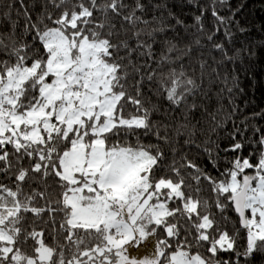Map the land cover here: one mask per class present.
<instances>
[{
    "label": "snow or ice",
    "instance_id": "1",
    "mask_svg": "<svg viewBox=\"0 0 264 264\" xmlns=\"http://www.w3.org/2000/svg\"><path fill=\"white\" fill-rule=\"evenodd\" d=\"M36 2L42 11L33 21L25 9L24 31H35L33 43L39 40L43 55L17 37L15 25L9 33H0V51L14 58V62L0 60V162L4 163L0 172L16 178L15 188L0 184V264H241L239 259L221 260V252L234 253V257L243 258V264H251L254 255H264V135L254 142L261 146L259 150L248 158L237 156L228 161L231 168L219 173V177L214 178L190 161L177 167L175 156L165 168V175L158 177L157 172L164 167L162 148L159 143L144 144L136 132L142 129L143 135H155L173 152L179 143L177 138L184 136V144L202 148L218 170L217 141L209 135L201 143L196 142L197 133L205 131L203 126L197 127L201 121L194 122L193 116L200 107L195 97L203 90L179 62L191 56L193 46L197 50L202 47L201 36L213 41L212 47L221 53L223 61L224 45L213 37L218 28L233 23L219 15L228 0H208L200 5L201 15L195 17L196 32L191 43L183 46L178 28L188 35L190 26L171 11L170 0H147L146 4L135 0L124 19L133 27L143 25L134 34L136 49H130L126 41L113 44L110 39L118 33L108 14L121 15V9L127 7L123 0H89L90 6L84 0ZM186 2L198 4L199 0ZM19 3L23 7L24 0ZM49 5L61 9L59 16L53 18ZM209 6L214 21L211 31L202 20ZM93 11L103 18L99 23L90 19ZM149 11L151 19L147 18ZM4 15L9 18L8 13ZM94 23V27H87ZM169 32L172 36L167 35ZM231 34L230 28L224 32L225 36ZM157 43L162 45L157 68L144 74L133 64L132 72L141 78L132 84L128 79L131 73L117 59L120 49L143 50L141 55L152 58L153 45ZM28 49H32L31 54ZM165 66L167 72L163 70ZM207 67L205 61L200 62L201 76ZM145 80L155 81L156 92L164 95L170 105L181 108L179 119L173 117L168 124L151 119L153 109L139 98ZM221 83L229 81L225 77ZM231 84L223 91L235 96L233 88L239 90L235 77ZM129 87L136 89L135 96L129 93ZM128 104L135 112L127 110ZM234 105L231 100L228 106L218 104L211 112L204 106L202 116L209 121V133H216L228 122L235 124L239 109ZM254 115L264 118V113ZM259 131L257 127L254 134ZM129 136H136L134 144ZM7 145L12 146L11 153L5 150ZM241 148L236 143L231 150ZM253 154L257 156L256 164L250 162ZM25 157L35 161L30 168L20 164ZM183 160L185 156L181 155ZM181 168H194L192 179L197 184L201 177L211 183L221 220L225 219V209L234 206L241 230H246L243 251L236 248L239 230L230 236L220 222L210 218L208 200L186 193L185 189L192 185L185 183ZM246 169H254V174H245ZM168 171L174 172L176 179L169 177ZM30 172L39 176L30 177ZM49 177L59 189V198H54L55 191L48 192L52 187L46 184ZM28 180L44 182L45 191L25 192ZM38 198L45 204L38 205ZM177 201L182 207L169 206ZM249 210L250 217L246 215ZM45 212L53 223L51 244L46 242L44 231L35 227L38 222H48L43 219ZM53 213L61 214L59 229L55 228ZM29 219L32 224L25 226ZM184 219L195 233L186 230L179 239L178 225ZM214 224L213 232H207ZM61 235L64 243L59 239ZM147 244L153 248L149 255L137 258L129 254L131 249Z\"/></svg>",
    "mask_w": 264,
    "mask_h": 264
},
{
    "label": "trees",
    "instance_id": "2",
    "mask_svg": "<svg viewBox=\"0 0 264 264\" xmlns=\"http://www.w3.org/2000/svg\"><path fill=\"white\" fill-rule=\"evenodd\" d=\"M100 2V0H98ZM127 5L126 8L121 9V15H115L109 12V17L111 23L115 26V31L118 33L116 36L110 37L113 44H120L121 42L126 41L130 49H136V39L135 31L139 28H142L143 25H136L133 27L124 19V16H127L128 13L134 8L135 0H123ZM143 3H147V0H142ZM73 3H77V0H73ZM86 6H90L89 0H84ZM208 0H199L198 4L187 3L186 0H170V9L173 13L176 14L185 24L189 25V33L185 35L182 29L178 28V31H181L183 36L184 43H191L193 38L192 34L196 32L194 27L196 20L195 17L201 15L200 5L207 4ZM69 9L71 6H68ZM27 9L32 20L36 19L38 13L42 11V8L36 0H24L23 7L19 3V0H0V33L7 34L9 33L13 26L15 25V33L17 37L24 42L32 44L33 48L39 50V55L44 54V49L40 44L39 40H36L33 43V36H35V31L26 33L25 21H24V11ZM79 11V8L76 9ZM61 9H53L49 5V12L53 15V18L59 16ZM5 13L9 14V18H5ZM137 15H141L137 12ZM219 15L228 17L233 20L232 24L227 25L223 29H217L216 35L213 37L215 42L224 45V55L223 61L221 53L212 47L213 41H209L206 37L201 36L202 47L197 50L193 46V52L191 56L185 57L183 63L187 74L192 78L196 79L197 83L200 84L202 92L198 93L195 97L198 105L200 107L193 113L194 122L201 121V124H198L197 127H204V133H197L196 142L197 144L201 143L211 136L213 140H216L219 147L216 150L218 156L220 157L218 161V170L213 167V162L210 161L209 157L203 152L202 148H197L195 144L188 146L184 144L186 137H178L179 143L176 145V151L173 152L170 150L171 146L164 144L163 141H158L155 135H143V130L139 129L136 132L140 136V140L144 144H157L159 143L165 159L161 162L164 167H161L157 172V176L165 175V168L172 163L173 156L179 163L192 162L193 164L199 166L205 173H210L214 178L219 177V173L224 172L226 169L231 168V164L228 161L235 159L239 156L241 159L248 158L250 153H253L254 150H259L261 146L255 141H259L261 135H264V118L255 116L254 114L264 113V0H228V5L219 10ZM152 13L149 11L148 17L151 19ZM95 23H99L103 19L99 12L93 11V17L90 18ZM203 24L208 30H213V17L211 14V6L209 10L204 13ZM48 24H51V21H45ZM95 23L88 25L87 27H94ZM169 23L175 24V20H170ZM231 29V36H225L224 32L228 29ZM99 30V29H98ZM107 27L103 30L102 34H107ZM168 36H172V33H167ZM198 35V34H197ZM143 39V37H142ZM129 48H121L117 59L120 63L124 64L131 75L128 77L129 81L134 84L136 80L140 79V75L132 72V65L135 64L140 68V72L147 74L152 69L157 68V61L160 58V53L162 51V45L157 43L153 45L155 55L152 58H149L146 55H141L143 50H133L129 52ZM31 54L32 49H28ZM35 58V57H34ZM122 58V59H120ZM0 60H12L14 58L10 57L7 52L0 51ZM205 61L209 67L204 70L203 76H201L200 62ZM31 61H29V64ZM143 66V67H141ZM168 66L164 67V71L167 72ZM215 69V71H212ZM219 78L217 77V74ZM227 78L229 83H221V79ZM233 77L236 78L238 82V89L233 88V91L236 93L235 96H230L227 91L223 89L231 87V81ZM162 79V77H160ZM158 84L155 81L145 80L144 84L141 87L140 99L144 101L145 106L152 108L153 112L151 119L156 122L163 124H168L173 122V117L176 119L180 118L181 108H175L170 105L169 102L164 98V95L158 94L156 88ZM129 93L133 96L136 95V89L134 87H129ZM207 93V95H204ZM189 99V103L191 102ZM235 101V107L239 109L236 117L235 124L232 122L226 123L222 128L218 129L216 133H209L207 131L209 127V121L204 119L202 114L204 112V106H207L208 112L215 110L218 107V104L228 106L230 101ZM127 110L129 112H135V108L128 104ZM245 123L247 128H245ZM259 128V132H255L254 129ZM237 128L239 131H237ZM163 135V132H161ZM123 136V133H121ZM130 142L133 144L136 141V136H129ZM236 143L242 145L241 149L232 151ZM5 150L11 153L13 151L11 145H7ZM184 155L185 160L180 161V156ZM10 160H13L14 157L9 156ZM35 161L29 160L28 157H25L20 164L25 168H30L31 164ZM250 162L253 164L257 163V156L253 154L251 156ZM20 165H17V168ZM4 167V163L0 162V168ZM15 171V169L13 170ZM181 175L185 177V183L192 185L191 188L185 189L186 193L191 192L194 198L200 200H208L209 208L207 209L210 218L215 221L220 222L224 231H227L230 236H235L239 230V236L237 237L236 248L239 251H243L244 246H246V230H241L242 226L239 223L238 217L235 215L231 206H229L223 212L224 220H221L220 209L216 207L215 198L216 193L212 190L211 183L201 177L199 184L192 179V176L195 174L194 168H181ZM245 174H254V169H246ZM167 175L173 179H176V175L172 171H168ZM29 176H39L37 173H29ZM240 178V177H238ZM0 184L7 185L9 187L15 188L16 178L15 175L9 173L0 172ZM46 184L52 185L48 188V192L55 191L54 198H59L60 192L58 187L53 183L52 177H49ZM46 184L38 180H28L24 183V190L27 193H31L33 189L44 192ZM199 188V192L196 189ZM167 191V190H165ZM223 202V197L221 198ZM38 205H44L45 200L38 198ZM170 207L180 206L179 201L176 202V205H169ZM55 207V205H53ZM30 218L32 217L31 213L27 214ZM49 213L45 212L43 214L44 221L47 223H37L35 225L37 231L43 230L45 233V240L47 243H52V232H53V223L49 220ZM246 215L250 217V210L246 212ZM55 220V228L59 229V223L61 219L60 213L52 214ZM195 219V217H193ZM32 224V220L29 219L26 221L28 226ZM179 231L181 233L179 239H182L185 235L186 230H189L193 234L195 229L187 221V219L181 220L178 225ZM216 228V225H213V229L206 230L209 233H212ZM31 228L29 227V231ZM66 235V234H64ZM166 236V233L163 234ZM218 237L219 232H216ZM191 238V237H189ZM61 243H64V236L59 237ZM33 242L28 241V244L31 245ZM207 244V242H204ZM148 249L147 253L153 251L152 245L147 244L140 249H131L132 251H142L143 249ZM31 252V248H27ZM195 254V253H193ZM210 255V254H208ZM218 256L221 260L223 259H239L241 264H243L242 257H234V253H218ZM251 264H264V255L256 254L251 259Z\"/></svg>",
    "mask_w": 264,
    "mask_h": 264
},
{
    "label": "rangeland",
    "instance_id": "3",
    "mask_svg": "<svg viewBox=\"0 0 264 264\" xmlns=\"http://www.w3.org/2000/svg\"><path fill=\"white\" fill-rule=\"evenodd\" d=\"M146 251H148V249H143L142 251H132L130 250V255L132 256H136L137 258H143L144 255H149V253H147Z\"/></svg>",
    "mask_w": 264,
    "mask_h": 264
},
{
    "label": "water",
    "instance_id": "4",
    "mask_svg": "<svg viewBox=\"0 0 264 264\" xmlns=\"http://www.w3.org/2000/svg\"><path fill=\"white\" fill-rule=\"evenodd\" d=\"M231 207H232V209H233L235 215L238 217V213L235 212V210H234V206H231ZM238 219H239V217H238Z\"/></svg>",
    "mask_w": 264,
    "mask_h": 264
}]
</instances>
